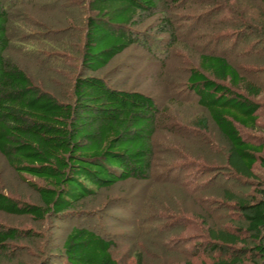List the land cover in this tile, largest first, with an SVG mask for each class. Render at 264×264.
<instances>
[{
    "label": "trees",
    "instance_id": "1",
    "mask_svg": "<svg viewBox=\"0 0 264 264\" xmlns=\"http://www.w3.org/2000/svg\"><path fill=\"white\" fill-rule=\"evenodd\" d=\"M33 1L0 0V155L19 177L42 183L29 184L41 206L18 205L0 194V213L65 221L85 214L84 203L100 191L150 180L155 137L162 124L155 101L142 92L109 85L96 75L132 47L152 51L158 39L152 41L150 32L154 38L167 35L173 39L171 3L180 6L183 1L69 0L86 13L79 51L81 72L71 78L63 100L51 95L11 58L16 45H30L19 39L22 31L13 10ZM26 32V38H43L41 33ZM188 72L185 88L208 117L196 119L193 128L205 131L210 120L227 146L220 157L226 177L237 187L254 188L247 199L234 191L224 192V201L239 212L241 225H217L216 216L225 206L218 201L212 207L215 214L206 215L213 218L211 223L200 217L205 233L192 251L203 257L214 254L210 264H264V145L258 144L260 137L246 138L240 132L260 128L264 112V105L257 101L264 98L256 82L260 73L250 71L245 77L225 56L214 53H201L197 67ZM187 169L182 164L169 168L165 179L173 182L175 174ZM200 179L196 175L193 182ZM199 184L196 190L201 188ZM21 237L25 232L0 227V260ZM63 244L62 264H117L112 254L114 242L88 228L74 226ZM187 244L189 241L182 242ZM135 261L144 264L141 253L135 255Z\"/></svg>",
    "mask_w": 264,
    "mask_h": 264
},
{
    "label": "rangeland",
    "instance_id": "2",
    "mask_svg": "<svg viewBox=\"0 0 264 264\" xmlns=\"http://www.w3.org/2000/svg\"><path fill=\"white\" fill-rule=\"evenodd\" d=\"M182 1L180 6L171 3L173 39L167 35L154 38L150 32L152 41L158 39L152 51L132 47L96 75L109 85L142 92L155 101L162 124L155 137L156 158L150 180L100 191L84 203L85 214L70 220L50 216L38 221L0 213L1 228L25 232L0 264H62V245L74 226L113 241L117 264H136L137 253L144 264H210L214 254L203 257L191 248L205 233L200 219L206 221L210 211L215 214L212 207L220 201L225 206L216 216L220 220L217 225H241L239 212L224 201V192L234 191L247 199L254 188L237 187L226 177L220 157L227 146L210 120L205 131L193 128L196 119L208 117L184 83L189 68L197 67L199 55L214 53L225 56L245 77L250 71L260 73L256 82L264 91V0ZM85 13L69 0H35L13 10L22 31L19 39L30 41V45H16L11 58L57 99L66 97L71 78L81 72ZM26 30L41 33L43 38H26ZM257 101L264 105L263 96ZM261 117L258 131L240 132L246 138L260 137L258 144L264 145V112ZM161 163L167 170L157 167ZM180 164L188 169L175 174L173 182L167 181L164 173ZM196 175L201 179L194 183ZM31 183L42 185L37 179L19 177L0 155V194L18 205L41 206ZM198 184L202 186L196 190ZM218 185L224 187L218 189ZM208 220L211 223L213 218ZM184 241L189 244L182 245Z\"/></svg>",
    "mask_w": 264,
    "mask_h": 264
}]
</instances>
